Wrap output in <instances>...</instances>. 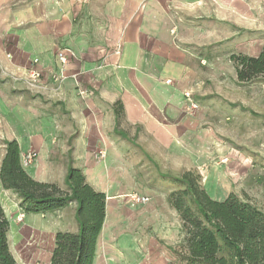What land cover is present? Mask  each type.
<instances>
[{
  "label": "crops",
  "instance_id": "obj_1",
  "mask_svg": "<svg viewBox=\"0 0 264 264\" xmlns=\"http://www.w3.org/2000/svg\"><path fill=\"white\" fill-rule=\"evenodd\" d=\"M209 12L206 0H34L29 18L42 21L25 38L0 46V167L10 140L18 142L24 169L38 181L63 186L70 163L79 164L90 185L106 194L94 264L177 259L171 249L180 241L178 220L171 214L177 212L157 199L126 201L135 189L123 181L131 175L124 165L131 156L121 146L180 147L190 128L185 93L191 92L194 101L205 95L210 75L205 57L194 52L209 45V30L192 20ZM60 50L65 66L57 58ZM3 67L10 80L2 76ZM32 68L41 71L38 93L27 83ZM116 105L123 107L118 125ZM99 148L106 152L101 159ZM32 151L36 158L24 164ZM0 202L17 264L31 256L24 240L28 230L44 246L38 253L50 256L61 226L79 229L74 220L61 224L64 208L24 212L18 195L1 180Z\"/></svg>",
  "mask_w": 264,
  "mask_h": 264
},
{
  "label": "rangeland",
  "instance_id": "obj_2",
  "mask_svg": "<svg viewBox=\"0 0 264 264\" xmlns=\"http://www.w3.org/2000/svg\"><path fill=\"white\" fill-rule=\"evenodd\" d=\"M33 1L0 0V46L12 44L18 36L25 38L26 32L42 21L29 18L28 8ZM206 1L209 2V16L192 20L196 27L204 24L209 30V45L205 48L196 46L194 51L205 57L204 64L210 70L205 95L195 97L198 105L195 109L189 102L185 104V117L189 119L190 128L180 141V147L145 145L140 148L128 143L121 146V150L131 156L130 161L124 163L131 175L123 181L132 183L137 193L128 194L125 199L134 200L137 195L144 204L157 199L176 210L169 203V196L181 187L163 178L162 174L181 176L192 171L199 176L200 185L212 199L222 201L234 193L264 212V80L240 82L231 60L233 54L257 56L261 52L264 46V0ZM60 52L57 51L58 60ZM6 71L3 67L1 74L10 80ZM27 76L28 85L38 93V79L30 77V69ZM58 77H54L55 81ZM29 154L35 155L32 160L36 158V151ZM105 154L104 148L96 150L98 159ZM32 160L27 162L25 159L24 164ZM70 164L75 168L79 165ZM61 187L68 189L66 183ZM145 189L151 193H144ZM176 212L177 215L171 214L178 220L180 241L171 249L178 257L185 251L188 233L180 213ZM75 215L76 208L72 205L64 207L61 224L65 225L69 219L78 226ZM59 231H64L63 226ZM24 240L31 255L26 264L50 263L52 251L50 256L46 252L38 253L41 244L34 232H25ZM19 243L22 246L23 243ZM43 247L41 245V250Z\"/></svg>",
  "mask_w": 264,
  "mask_h": 264
},
{
  "label": "trees",
  "instance_id": "obj_3",
  "mask_svg": "<svg viewBox=\"0 0 264 264\" xmlns=\"http://www.w3.org/2000/svg\"><path fill=\"white\" fill-rule=\"evenodd\" d=\"M240 82L264 80V46L257 56L233 54ZM123 107L116 105L117 125ZM0 180L20 198L26 213L60 210L76 202L77 232L58 231L50 264H94L98 237L106 217V194L95 190L82 170L69 168L64 189L56 183L32 178L24 169L16 140L5 142ZM181 187L169 203L180 213L187 230L185 251L172 264H264V212L231 193L225 200L210 197L199 176L162 174ZM10 222L0 202V264H17L8 243Z\"/></svg>",
  "mask_w": 264,
  "mask_h": 264
},
{
  "label": "built area",
  "instance_id": "obj_4",
  "mask_svg": "<svg viewBox=\"0 0 264 264\" xmlns=\"http://www.w3.org/2000/svg\"><path fill=\"white\" fill-rule=\"evenodd\" d=\"M59 61L62 63L63 66H65L67 64V57L65 56V54L63 52L59 53ZM34 62L37 63L38 60H35ZM30 77L33 80L39 79L41 77V71L39 69H37V68H32L30 70ZM62 80H63V78H61V77L57 78V81H62ZM168 82L170 83L171 80H168ZM185 96H186V99L188 100V102L190 103V106H191L192 109L193 108L195 109V108L198 107V105L196 104V102L193 99V96H192L191 92H186ZM33 156H35V155H33V154L27 155L26 156V161L30 162L32 160ZM134 200L136 202H142V199L139 196H137V195L134 196Z\"/></svg>",
  "mask_w": 264,
  "mask_h": 264
}]
</instances>
